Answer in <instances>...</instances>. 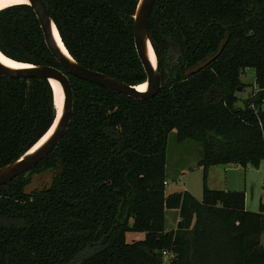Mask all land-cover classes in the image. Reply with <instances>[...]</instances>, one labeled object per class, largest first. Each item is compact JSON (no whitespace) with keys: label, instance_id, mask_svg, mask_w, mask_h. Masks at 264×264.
I'll list each match as a JSON object with an SVG mask.
<instances>
[{"label":"trees","instance_id":"obj_1","mask_svg":"<svg viewBox=\"0 0 264 264\" xmlns=\"http://www.w3.org/2000/svg\"><path fill=\"white\" fill-rule=\"evenodd\" d=\"M71 57L130 86L146 80L133 40L138 0H42ZM218 58L189 77L188 68ZM148 38L162 85L135 100L79 80L49 52L27 5L0 11V52L55 67L73 91L70 124L52 152L0 186V264H264V204L210 190V167L258 169L264 161V0H155ZM257 91L238 107L241 75ZM45 79L0 75V168L27 152L55 118ZM202 145V195L166 193L168 137ZM59 162L63 175L57 174ZM56 173L49 192L23 194L31 176ZM178 211L175 228L165 212ZM128 231L144 234L127 243Z\"/></svg>","mask_w":264,"mask_h":264},{"label":"water","instance_id":"obj_2","mask_svg":"<svg viewBox=\"0 0 264 264\" xmlns=\"http://www.w3.org/2000/svg\"><path fill=\"white\" fill-rule=\"evenodd\" d=\"M25 1L26 3L21 5H27L33 10L39 22L49 52L60 67L69 75L135 100H150L159 93L162 79L158 70L156 55L148 38V23L155 0H138L133 16L134 47L146 77L144 82L146 88L144 91H139L137 86L127 85L103 73L90 70L77 63L65 48L58 30L50 18L43 1ZM227 41L228 33L226 32L225 38L220 43L216 52L209 54L203 60L188 68L185 72V76L189 77L206 68L211 62L219 57L227 44ZM150 51L153 54L154 62H152L150 58ZM0 54L3 55L1 52ZM14 62L23 66L13 68L0 62V75L6 78L47 80L53 92V102L54 89L52 82H54L60 87L63 99L59 113L54 102L56 111L55 118L44 135L21 157L0 168V186H4L18 176L26 174L52 152L63 138L70 124L73 110L72 87L68 77L63 71L48 65H33L17 61ZM44 137L46 138L44 139ZM42 139L44 140L42 141ZM57 174L59 176L63 175V165L61 162H59ZM55 177L56 173L51 170H46L38 175L31 176L29 183L23 188V194L25 196H31L35 192H49L53 187Z\"/></svg>","mask_w":264,"mask_h":264},{"label":"rangeland","instance_id":"obj_3","mask_svg":"<svg viewBox=\"0 0 264 264\" xmlns=\"http://www.w3.org/2000/svg\"><path fill=\"white\" fill-rule=\"evenodd\" d=\"M242 87L236 92L237 106L242 107L243 101L257 90L254 70L248 68L241 75ZM202 157V145L193 140L176 142L175 134L168 137L166 149V178L168 185L166 193L188 190L197 200L202 195V168L197 163ZM206 185L210 190L239 191L245 194L247 211L258 212L259 204H264V161L258 169L242 168L236 165L210 167ZM176 212H165V227L172 230L175 227ZM144 234L128 231L125 233L127 243L139 242ZM164 264L168 259L164 257Z\"/></svg>","mask_w":264,"mask_h":264},{"label":"bare ground","instance_id":"obj_4","mask_svg":"<svg viewBox=\"0 0 264 264\" xmlns=\"http://www.w3.org/2000/svg\"><path fill=\"white\" fill-rule=\"evenodd\" d=\"M25 3H26L25 0H0V10L5 9L7 7H10V6L21 5V4H25ZM150 58H151L152 62H154V57H153V54L151 51H150ZM0 62H2L3 64H5L7 66L13 67V68H18V67L23 66L21 64L14 62L13 60H10L9 58H6L5 56H3L1 54H0ZM52 86L54 89V102H55L57 111L59 113L60 109H61L62 99H63L62 98V92H61L60 87L56 83L52 82ZM145 88H146L145 83L137 86V89L139 91H144ZM45 138L46 137H44V139ZM44 139H42V141ZM42 141H40V142H42Z\"/></svg>","mask_w":264,"mask_h":264},{"label":"built area","instance_id":"obj_5","mask_svg":"<svg viewBox=\"0 0 264 264\" xmlns=\"http://www.w3.org/2000/svg\"><path fill=\"white\" fill-rule=\"evenodd\" d=\"M256 91H257V90H256ZM256 91H255V92H256ZM255 92H254V93H255ZM162 255H163V257H166L167 259H170V258L172 257V254H171L170 252H165V251L162 252Z\"/></svg>","mask_w":264,"mask_h":264},{"label":"crops","instance_id":"obj_6","mask_svg":"<svg viewBox=\"0 0 264 264\" xmlns=\"http://www.w3.org/2000/svg\"><path fill=\"white\" fill-rule=\"evenodd\" d=\"M238 167V166H237ZM210 169V168H209ZM208 177H209V170H208V175H207V179H208ZM168 185V183L166 184V186ZM186 191H188V190H186ZM189 192V191H188ZM173 210H169V212H172ZM177 214H176V221H175V224H176V222H177V220H178V211H175ZM175 228V227H174Z\"/></svg>","mask_w":264,"mask_h":264}]
</instances>
